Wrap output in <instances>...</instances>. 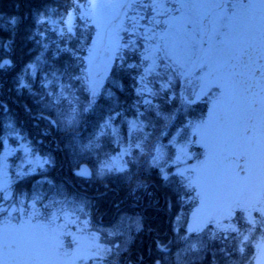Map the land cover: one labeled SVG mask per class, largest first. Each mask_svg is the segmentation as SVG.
<instances>
[{"label": "snow or ice", "instance_id": "6c2138e0", "mask_svg": "<svg viewBox=\"0 0 264 264\" xmlns=\"http://www.w3.org/2000/svg\"><path fill=\"white\" fill-rule=\"evenodd\" d=\"M22 23L11 15L0 38V264H131L133 232L151 240L138 264H264V0L45 4L36 56L17 55ZM49 24L59 43L45 56L36 37ZM8 72L39 106H23L38 136L105 191L48 178L56 156L21 134L2 95ZM112 184L150 207L163 200L167 231L109 199Z\"/></svg>", "mask_w": 264, "mask_h": 264}, {"label": "trees", "instance_id": "16d2710c", "mask_svg": "<svg viewBox=\"0 0 264 264\" xmlns=\"http://www.w3.org/2000/svg\"><path fill=\"white\" fill-rule=\"evenodd\" d=\"M60 3H62V0H0V38H2L4 33H11V27L6 24V21L9 19V17L11 15L21 16L23 18V23L15 37L17 55L19 56L20 53L26 52L28 49H32V52L30 53L31 55H39L43 49L40 47V45L35 44L34 40L29 39V37L35 31V27L33 26L34 14L37 9L42 11L45 4H47L48 8L50 9H56ZM52 18L57 19L55 16ZM57 26L58 25L49 24L47 29H45L48 37L46 41L43 37H36V39H40L42 42H47L49 45L48 50L45 52V56H49L50 54L54 53L56 43H59L58 36L51 31L53 27ZM5 51L7 50L0 49V54ZM13 76V72H8L3 77V98L8 103L12 113L18 117V127L22 130L21 134L28 137V139H32L34 136L37 137V139L34 140L36 151L38 153L52 152V154L56 156L55 167L47 166L48 178L53 180L54 183L65 184L71 191H79L80 193L87 194L89 196L95 195L97 191H105V189L100 184L84 183L79 178L74 177L69 171V164L65 158V152L57 150L53 137L44 139L43 137L38 136L36 130L38 121L36 120L35 116H29L27 113H25L23 106L25 104H31L37 108L39 106L34 104V98L29 95L27 90H16ZM36 87L38 88L39 85L37 84ZM36 99H38V97ZM5 115L7 114L0 113V120H2ZM42 126L43 125H41V127ZM89 130L90 129L85 128V134ZM115 148L116 145L113 144L109 149L106 150L111 151ZM113 154L115 153L113 152ZM92 159L94 160V157ZM84 163L91 167L89 160H84ZM39 178L40 177L37 176V179ZM111 188L113 190L107 192L109 199H123L125 201L126 210L130 215L137 212H143L144 215L148 216L150 220L154 222V227L162 228L165 232L167 231L169 213L163 206V200L160 201L158 206L150 207L148 206V198L142 193L136 194L137 196L142 197V199L138 201L135 196H129L126 190L118 187L116 184H112ZM132 234L136 237L135 242L131 246L130 254H123L122 261L128 260L131 261V264H138V260L141 255H144L146 259L150 258L148 248L150 246L151 240L149 234L146 233L142 235L133 232ZM152 235L155 234L153 233ZM208 259H210V255Z\"/></svg>", "mask_w": 264, "mask_h": 264}, {"label": "rangeland", "instance_id": "374dc122", "mask_svg": "<svg viewBox=\"0 0 264 264\" xmlns=\"http://www.w3.org/2000/svg\"><path fill=\"white\" fill-rule=\"evenodd\" d=\"M13 147H18V145H13ZM9 164L12 165L13 170L22 164L26 165V160L24 159V153L22 151L16 153L9 158Z\"/></svg>", "mask_w": 264, "mask_h": 264}]
</instances>
